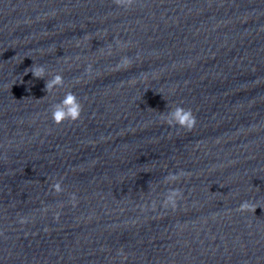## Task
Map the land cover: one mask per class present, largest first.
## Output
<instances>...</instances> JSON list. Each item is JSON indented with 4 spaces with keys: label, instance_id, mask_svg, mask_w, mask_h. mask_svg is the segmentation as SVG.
Listing matches in <instances>:
<instances>
[{
    "label": "clouds",
    "instance_id": "1",
    "mask_svg": "<svg viewBox=\"0 0 264 264\" xmlns=\"http://www.w3.org/2000/svg\"><path fill=\"white\" fill-rule=\"evenodd\" d=\"M113 4L116 7L123 8L125 10L131 9L136 3L137 0H112ZM109 55H111V46H109ZM132 63L131 58L124 56L120 59V61L115 65V68L119 70L122 66H128ZM91 71V66L87 69ZM31 72L35 78L45 79L46 76H51L50 79H45V88L44 91L49 94L52 93L55 89L64 87V77L62 73H56L54 75L47 72L45 66L43 65H33L31 68L25 69V74ZM167 112H160L161 119L170 127V128H179L184 129L186 131H192L197 126V117L193 113L190 108H185L182 105H176L175 107L169 108ZM83 112V104L80 99L77 97L75 93L72 91H67L63 98L56 103L50 105V113L51 119L55 125H60L64 121L75 122L80 119L81 114ZM183 170H179L174 173H169L164 179L166 182L179 183L181 179L187 176ZM63 180L62 178L56 180L54 183L50 185V190L54 194H60L64 191L62 187ZM183 198V191L180 188H172L166 191L164 200L162 202V208L168 209L170 208L175 211L178 206V201ZM70 202L73 207L76 206L77 197L75 193H72L70 196ZM153 207L155 204L153 203ZM252 210L255 212L256 208H252V204L250 201L245 200L240 203L239 207L236 209L238 212H246L248 210ZM55 220H59L61 215L60 212H55L54 214ZM19 223L24 224L27 223V219L25 217H20Z\"/></svg>",
    "mask_w": 264,
    "mask_h": 264
}]
</instances>
